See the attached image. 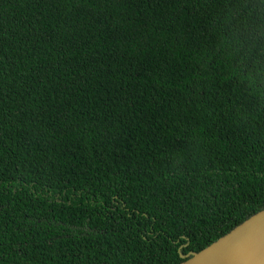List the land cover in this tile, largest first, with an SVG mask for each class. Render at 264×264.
Here are the masks:
<instances>
[{"label": "trees", "instance_id": "obj_1", "mask_svg": "<svg viewBox=\"0 0 264 264\" xmlns=\"http://www.w3.org/2000/svg\"><path fill=\"white\" fill-rule=\"evenodd\" d=\"M264 210V0H0V264H183Z\"/></svg>", "mask_w": 264, "mask_h": 264}, {"label": "water", "instance_id": "obj_2", "mask_svg": "<svg viewBox=\"0 0 264 264\" xmlns=\"http://www.w3.org/2000/svg\"><path fill=\"white\" fill-rule=\"evenodd\" d=\"M183 264H264V210Z\"/></svg>", "mask_w": 264, "mask_h": 264}]
</instances>
